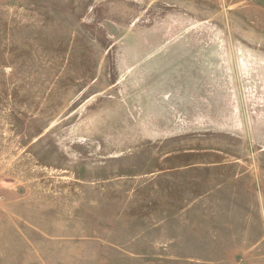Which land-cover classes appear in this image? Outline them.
Segmentation results:
<instances>
[{"label": "rangeland", "instance_id": "obj_1", "mask_svg": "<svg viewBox=\"0 0 264 264\" xmlns=\"http://www.w3.org/2000/svg\"><path fill=\"white\" fill-rule=\"evenodd\" d=\"M0 264H264V0H0Z\"/></svg>", "mask_w": 264, "mask_h": 264}]
</instances>
